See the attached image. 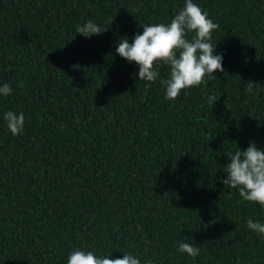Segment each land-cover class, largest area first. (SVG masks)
<instances>
[{"label":"trees","instance_id":"16d2710c","mask_svg":"<svg viewBox=\"0 0 264 264\" xmlns=\"http://www.w3.org/2000/svg\"><path fill=\"white\" fill-rule=\"evenodd\" d=\"M193 2L219 24L224 72L168 101V67L149 85L115 48L185 0H0V85L13 89L0 96V264H67L74 249L264 264V237L246 226L264 209L221 183L228 153L264 148V0ZM89 19L106 31L78 34ZM10 110L25 115L18 136Z\"/></svg>","mask_w":264,"mask_h":264},{"label":"clouds","instance_id":"9594fccd","mask_svg":"<svg viewBox=\"0 0 264 264\" xmlns=\"http://www.w3.org/2000/svg\"><path fill=\"white\" fill-rule=\"evenodd\" d=\"M143 32L136 33L131 43L127 37L117 42L115 53L139 67V80L155 82L159 77L157 65H166L168 77L163 81L165 100L174 101L181 92L192 87H199L214 80L216 72H224L223 56L216 54L212 34L219 29L193 0H185L183 7L168 23L141 25ZM104 31L89 19L76 27V32L85 38L100 35ZM74 70L79 65L72 66ZM10 70V69H9ZM207 78V80L205 79ZM20 82V87H23ZM254 82H247L246 91L254 92ZM13 89L8 83L0 85V96H8ZM215 95H208V104H214ZM8 131L13 136L23 132L25 115L23 112L7 111L3 115ZM229 163L224 166L226 179L221 183L229 191L236 189L246 202L258 204L264 209V148H258L253 141L245 150L237 149L228 153ZM246 226L257 236L264 237V222L247 219ZM177 251L195 259L201 249L191 243L179 242ZM111 255V254H110ZM110 255L97 256L94 251L74 249L67 257V264H141L136 255L125 253L123 258H110ZM145 264H151L146 261Z\"/></svg>","mask_w":264,"mask_h":264}]
</instances>
